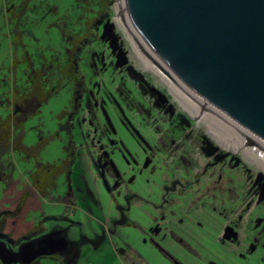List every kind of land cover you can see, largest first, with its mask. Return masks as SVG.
I'll return each instance as SVG.
<instances>
[{"label":"rangeland","instance_id":"374dc122","mask_svg":"<svg viewBox=\"0 0 264 264\" xmlns=\"http://www.w3.org/2000/svg\"><path fill=\"white\" fill-rule=\"evenodd\" d=\"M118 1L0 0V212L34 171L65 165L59 115L82 89L75 143L104 186L78 174L70 189L67 170L56 174L41 234L104 230L100 248L77 247V264H264V160L230 126L199 118L135 47ZM32 100L37 113L21 119ZM75 189L93 220L71 206Z\"/></svg>","mask_w":264,"mask_h":264},{"label":"water","instance_id":"95a60500","mask_svg":"<svg viewBox=\"0 0 264 264\" xmlns=\"http://www.w3.org/2000/svg\"><path fill=\"white\" fill-rule=\"evenodd\" d=\"M126 8L183 86L264 141V0H126Z\"/></svg>","mask_w":264,"mask_h":264},{"label":"crops","instance_id":"0c3cea01","mask_svg":"<svg viewBox=\"0 0 264 264\" xmlns=\"http://www.w3.org/2000/svg\"><path fill=\"white\" fill-rule=\"evenodd\" d=\"M17 124V121H16ZM74 142L75 133L73 131ZM71 140V133H70ZM70 144V143H69ZM17 145L14 142V148ZM64 150H68V146L64 145ZM77 153H79L80 159L75 162L74 168L77 171H72L71 178L74 184H77V180L74 181L76 175H78V179L82 176H87L91 181H94L97 185L104 186L103 177H101L100 171L96 168V162L92 159L88 154H84L79 152L77 148ZM58 169V168H57ZM68 168L64 165L60 167V171H56V169H43L41 172L34 171L32 173V182L29 183V187L27 189L18 190L15 192V195L10 197L6 206L1 209L0 217H4L2 212L14 213L17 209H19L23 204L24 208L20 213L18 218H7L3 221V224L0 226L4 233L9 234L14 240H19L24 237L26 234L34 231L35 229H39L42 227L40 216L37 217V214H42L44 216V212L42 210V196L43 194H47L50 191V188L55 185V179L57 177L56 174H62ZM58 172V173H57ZM78 172V173H77ZM79 181V180H78ZM77 186V185H76ZM74 199L76 201L75 204L71 206H75L77 210L83 213L86 218H90L93 220V215L88 208L80 205L79 203V192L75 189L74 191ZM109 199V197H108ZM114 201H109V205L113 206ZM35 213V214H34ZM53 216L43 217L45 219H50ZM104 226V220L100 221ZM45 228L42 227V231ZM46 233V232H45ZM106 240L105 231L100 232L97 228H93L92 235L90 234H82L77 239L75 236L68 237L64 231L55 230L53 232L47 234H40L33 238L32 240L25 241L19 246H13L9 244L5 240L0 239V261L3 264H32L37 260H42L43 258H50L53 256H57V264H77L79 258L81 257L82 251L80 250L84 244L94 245L97 249L101 247L103 241ZM41 241L43 243H41ZM34 244L35 247L31 252H21V249H25L28 245ZM79 247L80 249H78ZM43 249L48 252H52V254L44 255L35 259V261H31L34 255H38L40 251ZM156 261H158L156 259ZM160 264V262H156Z\"/></svg>","mask_w":264,"mask_h":264},{"label":"bare ground","instance_id":"6f19581e","mask_svg":"<svg viewBox=\"0 0 264 264\" xmlns=\"http://www.w3.org/2000/svg\"><path fill=\"white\" fill-rule=\"evenodd\" d=\"M118 18L120 21L125 23L127 28L129 29L132 37V41L135 45V47L144 53L146 56V60L159 72H162L163 74H167L169 79L168 81L174 86L177 92H179L181 95H183L187 100H191L192 102L198 103L201 108L202 112L201 115L210 114L214 118L220 120L225 125L230 126L234 131H236L242 138L244 139L242 142L243 147L250 148L253 146L252 150H256V154L258 157L262 158L264 160V141L260 139L259 137L255 136L251 132L245 130L240 125L235 123L231 118L226 116L223 112H221L219 109L202 99L200 96L183 86L175 77L174 75L166 68V66L157 58V56L149 49V47L146 45L145 41L142 39V37L139 35L137 30L134 28V26L131 23V20L129 18L127 8H126V0H119L118 6ZM254 145L256 147H254Z\"/></svg>","mask_w":264,"mask_h":264},{"label":"trees","instance_id":"16d2710c","mask_svg":"<svg viewBox=\"0 0 264 264\" xmlns=\"http://www.w3.org/2000/svg\"><path fill=\"white\" fill-rule=\"evenodd\" d=\"M105 21L104 16H102L96 23L98 25L102 24ZM95 24V22H94ZM96 24V25H97ZM80 42L77 41V44ZM77 47V46H76ZM77 49V48H76ZM75 49V51H76ZM73 51V50H72ZM71 51V52H72ZM82 89L81 90H76L73 100H72V110L71 111H62L59 115L60 119H64L68 117L66 126L71 133V140L69 144V158L65 161V166L68 168L67 169V174H68V184L70 189L72 188V179H71V174H72V165L76 162V156H77V147L76 143L74 142V136H73V131L75 130V121L77 119V116L80 114L81 110V100H82ZM36 102L37 100H32V102H29L26 106L22 107L21 109V119H24L26 116H31L35 115L36 112ZM70 204H74V195L71 193L70 194ZM24 208V204L17 209L14 213H9V212H2L4 214V217H0V226L3 224V221H5L7 218H18L20 216V213L22 212ZM42 227H39V229H35L34 231L30 232L29 234H26L24 237H22L19 240H14L9 234L4 233L2 228H0V239L5 240L9 244H12L13 246H19L25 241L32 240L36 236L41 234ZM32 264H39V260L33 262Z\"/></svg>","mask_w":264,"mask_h":264},{"label":"flooded vegetation","instance_id":"af4514ba","mask_svg":"<svg viewBox=\"0 0 264 264\" xmlns=\"http://www.w3.org/2000/svg\"><path fill=\"white\" fill-rule=\"evenodd\" d=\"M171 84V83H170ZM203 117V115H200V117L199 118H202Z\"/></svg>","mask_w":264,"mask_h":264}]
</instances>
